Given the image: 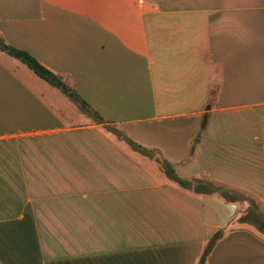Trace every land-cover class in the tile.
Instances as JSON below:
<instances>
[{"label":"crops","instance_id":"crops-1","mask_svg":"<svg viewBox=\"0 0 264 264\" xmlns=\"http://www.w3.org/2000/svg\"><path fill=\"white\" fill-rule=\"evenodd\" d=\"M0 38L77 97L0 52V264H264L247 204L106 129L264 216V0H0Z\"/></svg>","mask_w":264,"mask_h":264},{"label":"trees","instance_id":"trees-1","mask_svg":"<svg viewBox=\"0 0 264 264\" xmlns=\"http://www.w3.org/2000/svg\"><path fill=\"white\" fill-rule=\"evenodd\" d=\"M0 52L7 54L11 58L17 60L27 67L33 74L41 78L46 83L50 84L53 88L67 94L71 99L77 101L76 95L70 91L61 80L50 73L47 69L38 64L32 57H30L26 52L20 51L7 46L0 38ZM83 112L89 115L87 109H82ZM95 118V114H92ZM109 133L125 143L132 151L141 153L147 156L148 159L154 160L158 165L159 169L162 171L164 176L171 181L172 184L176 185L178 188L189 191L195 195H218L222 200L231 203H245L248 208L243 212L237 219L238 223H244L256 227L258 230L264 232V216L258 211V206L253 199L245 197L243 194L222 188L220 186H215L211 182L204 179H182L176 174V170L170 163L164 159L158 158L153 152L133 143L127 137L123 135L119 130L113 127L106 128ZM221 237L219 231L213 233L208 242L205 245L202 255L199 258V264H204L205 258L209 255L215 242Z\"/></svg>","mask_w":264,"mask_h":264}]
</instances>
